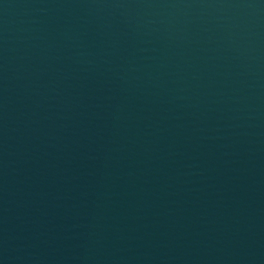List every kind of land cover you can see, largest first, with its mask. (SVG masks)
<instances>
[{
	"label": "water",
	"instance_id": "obj_1",
	"mask_svg": "<svg viewBox=\"0 0 264 264\" xmlns=\"http://www.w3.org/2000/svg\"><path fill=\"white\" fill-rule=\"evenodd\" d=\"M0 264H264V0H0Z\"/></svg>",
	"mask_w": 264,
	"mask_h": 264
}]
</instances>
